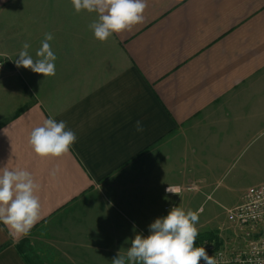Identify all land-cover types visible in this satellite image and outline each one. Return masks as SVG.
Instances as JSON below:
<instances>
[{
    "label": "crops",
    "instance_id": "1",
    "mask_svg": "<svg viewBox=\"0 0 264 264\" xmlns=\"http://www.w3.org/2000/svg\"><path fill=\"white\" fill-rule=\"evenodd\" d=\"M146 5L142 24L101 42L89 27L97 14L75 12L72 0H0V55L8 58L0 71V168L25 169L40 185L43 218L18 242L41 250L43 264H112L114 256L95 251L126 233L118 255L128 235L149 232L157 201L174 200L166 186L194 184L193 197L212 199L218 181L210 171L264 124V0ZM45 33L54 37L53 77L15 64L25 42L38 59ZM49 117L77 136L60 157H41L29 143ZM204 128L217 140L209 161L191 150ZM238 170L254 177L246 188L263 183L264 146ZM225 223L196 227L212 234L202 240L219 241L223 230L232 233ZM15 243L0 222V264H30Z\"/></svg>",
    "mask_w": 264,
    "mask_h": 264
},
{
    "label": "clouds",
    "instance_id": "2",
    "mask_svg": "<svg viewBox=\"0 0 264 264\" xmlns=\"http://www.w3.org/2000/svg\"><path fill=\"white\" fill-rule=\"evenodd\" d=\"M72 5L77 13L97 14L98 20L89 27L101 42L114 33L142 24L147 6L146 0H72ZM53 38L51 33H45L36 53L38 59H33L29 53L30 44L25 42L16 56V66L43 74V77L55 76L57 57L49 43ZM135 130L143 132L140 120L135 122ZM76 140L75 132L67 128L65 121L52 117L34 127L29 136L33 151L41 157H60L70 151ZM39 188L29 171L0 168V222L9 226L15 242L27 237L43 218L36 195ZM166 191L180 193L179 188L168 187ZM202 212L203 209L185 211L181 207H171L167 215L155 218L148 225L147 236L136 234L125 251L114 255L112 264H218L203 246H194L199 235L196 225Z\"/></svg>",
    "mask_w": 264,
    "mask_h": 264
},
{
    "label": "rangeland",
    "instance_id": "3",
    "mask_svg": "<svg viewBox=\"0 0 264 264\" xmlns=\"http://www.w3.org/2000/svg\"><path fill=\"white\" fill-rule=\"evenodd\" d=\"M197 135L198 136H196V141L190 142L193 143L191 150L192 148L196 150V153H194V155H199V156L206 155L207 160L209 161V158L211 159L215 155L212 149L217 145L216 136L215 134L210 133V130L208 131L206 128L201 129ZM198 138L199 139L206 138V142L202 144L199 143V145H196L198 142L197 140ZM241 142L243 146L240 147L241 151L239 153L231 154L227 158V160L223 162V166L221 168L210 171L209 175L211 176L213 175L212 177L214 179L213 181L215 180L218 181L216 185L212 186L213 188V192L211 194L213 197L212 199H206L205 196H203L202 194L193 197L195 194L194 191L185 189L182 192H180L179 195L174 194L173 201L170 198L168 199L164 198L157 201L156 216L147 219L153 221L157 217L165 216L167 215L170 208L174 206L181 207L185 211L188 210L196 211V209L200 207L201 209L203 208V212L200 214L199 222H198L199 224L202 222L213 225L219 224V226H223L224 228V224L226 225L225 217H224L225 209L237 203L239 201L240 196L242 198V195L244 191L247 189L246 188L247 185L249 184V180L251 178H254L252 176L250 178L248 177L239 178V176L236 175L239 171L238 170L239 166L243 164L245 158L251 155L256 150H258L260 146L262 145L264 146V124L260 128L254 130V132H251L246 137H244ZM194 145H196V147H194ZM198 146H201L202 148H199ZM194 168L198 169L195 171L196 176H198L200 173L202 175L204 174L203 171H205V169L192 166L191 171H193ZM186 170L187 169H185V171ZM233 178H235L236 181ZM138 233L144 236H147L149 234V232H145V230L143 231L136 230L135 234L130 236L128 235L127 242L129 243L131 241V238H133ZM125 235L126 233H120L118 238L120 239V241L118 245L116 244L117 241L115 240L110 242H105L106 244L105 248L98 249V251H95V253L105 254V255L110 254V256H114L116 253L115 249L119 246L120 249L123 246V244L126 243L124 237ZM222 235L225 236L227 240H229L233 236V233L223 230ZM27 241L28 240H23L22 242L20 241L15 243V247L18 244L20 246L19 248H21L20 251L16 248L17 252L20 254L21 257L20 259L23 261L25 259H28V261H30V264H39V263L43 264L37 256L38 253L41 252V250L32 247V244L28 243ZM9 243H12V241ZM5 246L6 244L2 245V249ZM105 264H109L107 260H105Z\"/></svg>",
    "mask_w": 264,
    "mask_h": 264
},
{
    "label": "built area",
    "instance_id": "4",
    "mask_svg": "<svg viewBox=\"0 0 264 264\" xmlns=\"http://www.w3.org/2000/svg\"><path fill=\"white\" fill-rule=\"evenodd\" d=\"M0 55V71L7 62ZM168 187L193 190L194 185H170ZM210 196H206L209 199ZM201 209V208H200ZM225 220L232 229L231 239L205 238L194 242V246H203L209 256L218 264H264V182L248 187L239 202L225 209ZM221 238V240H220Z\"/></svg>",
    "mask_w": 264,
    "mask_h": 264
},
{
    "label": "trees",
    "instance_id": "5",
    "mask_svg": "<svg viewBox=\"0 0 264 264\" xmlns=\"http://www.w3.org/2000/svg\"><path fill=\"white\" fill-rule=\"evenodd\" d=\"M211 235H212L211 232L201 233V234H199V235L197 236L195 242H197L198 240H202V238H204V237H209V236H211ZM19 247H20V246L17 244V245H16V248L20 251L21 248H19ZM1 248H2V246H0V249H1Z\"/></svg>",
    "mask_w": 264,
    "mask_h": 264
}]
</instances>
